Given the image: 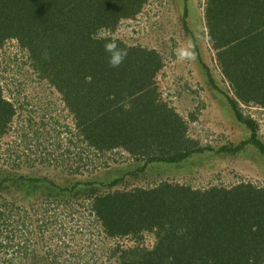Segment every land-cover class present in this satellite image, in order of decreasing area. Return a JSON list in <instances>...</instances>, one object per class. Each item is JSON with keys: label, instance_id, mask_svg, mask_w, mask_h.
<instances>
[{"label": "trees", "instance_id": "obj_1", "mask_svg": "<svg viewBox=\"0 0 264 264\" xmlns=\"http://www.w3.org/2000/svg\"><path fill=\"white\" fill-rule=\"evenodd\" d=\"M146 1L0 0V48L8 38H17L43 77L62 94L74 121L68 127L70 143L82 140L98 157L125 149L137 160L113 170L118 174L111 181L100 174L60 192L73 197L89 194L91 213L106 235L134 237L138 244L127 249L129 258L119 257L121 264H264L263 187L241 183L232 188L196 189L163 182L152 188L112 191L129 175L145 173L150 164L175 166L213 151L189 137L185 121L174 109L157 102L154 79L162 60L155 51L117 40L128 56L119 68L108 67L103 43L113 38H103L102 32H115ZM210 1L208 10H214L209 17L211 40L226 76L235 83L241 101L264 105V98L251 95L252 71L253 78L263 82L255 91L264 92V0ZM224 3L226 10L220 9ZM231 99L238 119L253 131L244 144L253 143L264 156L256 123L244 117ZM15 112L0 81V138L10 131ZM240 148L225 146L220 151ZM16 209L0 201V218L19 213ZM145 233L153 237L152 247L143 244Z\"/></svg>", "mask_w": 264, "mask_h": 264}, {"label": "rangeland", "instance_id": "obj_2", "mask_svg": "<svg viewBox=\"0 0 264 264\" xmlns=\"http://www.w3.org/2000/svg\"><path fill=\"white\" fill-rule=\"evenodd\" d=\"M210 3L147 0L140 12L122 20L115 32H102L103 38L156 51L162 60L154 84L159 92L157 102L167 104L183 118L189 137L213 150L175 166L150 164L145 173L129 175L112 191L152 188L163 182L196 189L232 188L241 183L264 188V156L253 143L244 144L253 131L238 119L230 97L244 117L254 120L257 139L263 144L264 105L256 100L241 101L235 83L226 76L211 40L209 17L214 10H208ZM220 9H228L227 3ZM188 41L197 53L192 62L179 60L176 51ZM0 50V81L4 95L16 108L10 131L0 138V201L12 204L13 210L20 209V215L11 212L0 218L1 264H121L119 257L129 258L127 249L138 244L134 237L106 235L91 213L89 194L66 196L60 189L100 174L111 181L118 174L113 170L137 160L125 149L98 157L84 141L70 143L68 127L74 125L73 115L62 94L43 77L30 51L15 37L8 38ZM255 63L254 68L259 69ZM254 74L252 71L251 95L264 98L263 91H255L263 82L254 79ZM225 146L241 148L220 151ZM63 197L74 204L62 201ZM144 237L143 244L152 247L151 234Z\"/></svg>", "mask_w": 264, "mask_h": 264}, {"label": "clouds", "instance_id": "obj_3", "mask_svg": "<svg viewBox=\"0 0 264 264\" xmlns=\"http://www.w3.org/2000/svg\"><path fill=\"white\" fill-rule=\"evenodd\" d=\"M131 47H134V46H131ZM139 48L146 49L144 47H139ZM103 51L107 56L108 67L113 68V69L119 68L124 63V61L127 59V56H128L127 48H122L120 46V43L116 39L105 40V42L103 43ZM176 51L178 53V59L181 61L192 62L197 59L195 45L193 44L192 41H188V43L185 46L178 48ZM86 79L89 82L91 81V77H87Z\"/></svg>", "mask_w": 264, "mask_h": 264}]
</instances>
